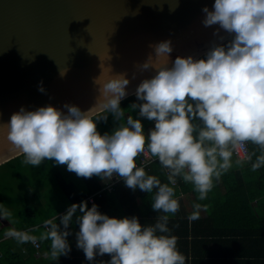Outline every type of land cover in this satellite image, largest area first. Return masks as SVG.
Masks as SVG:
<instances>
[{
    "label": "clouds",
    "instance_id": "obj_1",
    "mask_svg": "<svg viewBox=\"0 0 264 264\" xmlns=\"http://www.w3.org/2000/svg\"><path fill=\"white\" fill-rule=\"evenodd\" d=\"M202 11L205 27L218 26L214 35L221 31L227 35L220 36L203 58L178 56L171 66V40L151 46L154 55H149L142 68L154 69L155 74L136 88L141 103L130 106L139 110V117L154 122L147 133L141 119L128 115L125 120L121 101L130 83L125 74L108 80L100 76L95 81L100 93L96 105L120 121L111 133L98 131L100 120L93 119V108L82 111L69 104L64 105L66 113L52 105L34 111L21 107L7 123H0L8 145L23 153L25 164L38 167L54 160L81 178L99 176L109 181L115 176L132 190L149 194L155 190L152 208L164 213L154 224L142 225L136 216L102 214L94 202L89 208L85 197L60 216L59 224L45 221L40 239L51 242L46 254L51 259L70 253L69 226L75 216L76 244L88 261L107 254L111 259L100 264H186L177 247L178 237L168 227V214L180 209L170 185L181 177L193 185L199 200H205L214 181L234 164L250 163L253 172L264 167V0H214L211 10L204 7ZM161 57L166 58L164 62ZM65 74L66 70L60 73ZM107 119L108 115L102 117ZM248 142L258 146L260 154L253 152L234 161V154ZM141 154L158 159L168 170V183L137 166ZM193 207L190 222L200 218L202 206ZM78 210L80 214L75 215ZM10 216L0 208V219ZM5 237L20 244L37 239L14 228Z\"/></svg>",
    "mask_w": 264,
    "mask_h": 264
},
{
    "label": "water",
    "instance_id": "obj_2",
    "mask_svg": "<svg viewBox=\"0 0 264 264\" xmlns=\"http://www.w3.org/2000/svg\"><path fill=\"white\" fill-rule=\"evenodd\" d=\"M214 0H0V123L21 107L34 111L65 104L82 111L103 109L98 102L101 76L125 74L128 96L151 78L142 65L151 47L171 40V62L199 59L220 42L218 26L205 27L204 7ZM174 9V10H173ZM166 58L161 57L160 62ZM66 74L61 76V71ZM42 82V83H41ZM43 87L44 92L39 91ZM125 97V98H126ZM21 152L0 129V165Z\"/></svg>",
    "mask_w": 264,
    "mask_h": 264
},
{
    "label": "crops",
    "instance_id": "obj_3",
    "mask_svg": "<svg viewBox=\"0 0 264 264\" xmlns=\"http://www.w3.org/2000/svg\"><path fill=\"white\" fill-rule=\"evenodd\" d=\"M237 158L238 156L234 154L233 160L235 161ZM240 169L241 167L234 164L232 169L223 174L218 181H215L222 191L225 190L223 179L231 175L233 176V173H235L236 176H240L241 171L238 172ZM114 178L115 176L109 181L101 179L102 187L113 181ZM217 184H214V190L217 189ZM113 189L115 190L114 186L112 190L106 189L104 192L107 194L106 196L113 193ZM193 189L189 188L188 191H185L178 186L179 191L177 193L175 191V193L176 197L179 198L180 209L174 215L168 214V227L171 234L178 237L177 247L180 252L185 255L186 264H264V233L262 229L256 228L262 225L259 220L264 216L263 204L260 205L257 199L249 202V208L253 215L250 225L252 228L250 230H255L259 234L258 237L261 243L259 242L255 245L253 241H251L255 239L253 233L242 232L237 235L233 229H231L227 235L224 233L222 236L225 240H223V238L221 240V234H217V236L207 234L208 231H210L205 224L208 222H204V219L208 217L207 205L198 201V197ZM134 192L136 199L133 202L99 201L95 202V204L98 205V210L102 214H107L110 217L124 218L125 216H136L139 218L142 225L154 224L157 216L163 215L164 213H157L154 211L152 208L153 199L147 200L145 195H141V190L136 189ZM262 198H264V196H262ZM196 203L202 206L200 218L190 222L188 217L195 211L193 205ZM92 204L93 203L88 202L89 208H91ZM59 208H61V206H59ZM142 208H147L148 212L145 211V214H143L142 211H144V209ZM64 210L67 211L66 208H64ZM56 216L57 214L54 215V217ZM40 223L41 226L33 225L23 229H18V225L13 227L16 230L26 231L29 232L30 235L37 237L41 244L38 249L32 242L20 244L15 239L6 238L5 232L11 227H6L4 229L0 224V257H6V264H100V261H108L111 259L107 254L103 257L97 256L95 261H88L86 259L84 252L79 249L76 244L75 233L79 231L78 225L70 229L71 235L68 237L71 246L70 253L67 256H61L59 260L51 259L49 255H46L50 253L51 242L47 245L44 242L45 239H40L42 233L46 231L45 221L39 222L38 224ZM215 239H217V242ZM203 240L208 243H203ZM211 250L215 252L213 256Z\"/></svg>",
    "mask_w": 264,
    "mask_h": 264
},
{
    "label": "trees",
    "instance_id": "obj_4",
    "mask_svg": "<svg viewBox=\"0 0 264 264\" xmlns=\"http://www.w3.org/2000/svg\"><path fill=\"white\" fill-rule=\"evenodd\" d=\"M204 55H202L200 58H203ZM134 103H141L137 100L135 94L130 95L121 101V107L126 110L125 120L128 115H132L134 118L141 119L145 132L147 133L149 129H152L154 127V122L149 121L146 118L139 117V110L136 109L133 111L130 108V106ZM104 115H108L107 121L102 120V117ZM93 119L100 120L98 122V131H100L101 134L111 133V131L120 122L116 121L113 116L105 110H102L93 115ZM248 147L249 154L253 152H255L257 156L260 154V149L258 148V146L252 144L251 142H248ZM140 156L136 158V163L139 162ZM20 158H24L23 153L11 158L10 160L4 163H12L16 159ZM255 159L256 156H253V162L255 161ZM145 171L149 175L156 176L158 179H160L161 183H168V170L162 167L158 159L154 160L149 167H146ZM240 171V176H236V174L233 173V176L231 175L223 179V183L225 185L224 191H222L217 182L214 181V184H217V189H212L208 193L207 198L205 200L198 199V201L203 202L207 205L208 217L204 219V222H208L205 224L210 229L207 234H211L213 236L221 234V240L222 238L223 240H225L222 235H224V233H226L227 235L231 229H233L237 235L241 234L242 232H250L253 233L255 236V239L251 241H253V243L256 245L259 242L261 243V240L258 237L259 234L255 230H250L252 228L250 225L252 223L253 215L252 211L249 208V202L251 200L257 199L260 202V205L263 204L264 207V198H262V196H264V167H261L256 172H253L251 171V164L245 163L238 172ZM54 174L56 179L51 178V180L57 184V189L62 192L60 195L62 200V204L60 205L61 208H57L53 212L54 207L44 205L41 213L39 214L37 213V209L35 208H29L27 212L21 211V214L23 216L22 219H24V224L18 225V229H23L25 227L33 225L41 226V223L38 224L39 222L48 220H52L53 222L59 224L60 216L66 213L64 208L68 209L72 204L82 203L83 199L86 197L87 194L93 193L102 187L101 178L99 176H93L92 178H81L73 172H67L66 177L61 175L60 173ZM170 186L175 188L176 193L179 191L178 186L184 189L185 191H188L189 188L193 189L192 184L185 183L181 177H177L176 184ZM114 188L115 190L113 189V193H111L109 196H106L107 194L104 193L103 196L96 197L95 202L121 201L128 203L133 202L136 199L134 190L126 187L122 179L115 183ZM195 193L198 197V193ZM154 194L155 190H153V193L150 194L142 191L141 195H145V198L147 200H151L153 199ZM142 209H144V211H142L143 214H145V211L148 212L147 208ZM55 214H57L56 217H54ZM79 214L80 213L78 210L75 215ZM259 222L262 223V225L256 228L262 229L264 233V216L261 218V220H259ZM76 226L77 224L75 222L74 216L72 224H70L69 226V231L71 228H75ZM215 241L217 242V239H215ZM44 242L47 245L50 243L49 240H44ZM202 242L206 244L208 243L204 240ZM211 251L213 252V256L215 252L213 250ZM5 260H7L6 257H0V264H6Z\"/></svg>",
    "mask_w": 264,
    "mask_h": 264
},
{
    "label": "rangeland",
    "instance_id": "obj_5",
    "mask_svg": "<svg viewBox=\"0 0 264 264\" xmlns=\"http://www.w3.org/2000/svg\"><path fill=\"white\" fill-rule=\"evenodd\" d=\"M24 159L25 157L0 165V208L11 213L7 220L0 219L4 229L24 224L21 211L27 212L29 208H35L39 214L44 205H49L54 207V212L62 204V192L51 178L56 179L54 173L66 177L69 172L66 165L45 160L37 167L25 164Z\"/></svg>",
    "mask_w": 264,
    "mask_h": 264
},
{
    "label": "built area",
    "instance_id": "obj_6",
    "mask_svg": "<svg viewBox=\"0 0 264 264\" xmlns=\"http://www.w3.org/2000/svg\"><path fill=\"white\" fill-rule=\"evenodd\" d=\"M249 154V147H248V143L246 145H244V147H242L239 150V153L237 155L240 158L245 157L246 155ZM157 158L151 157L150 154H141L140 158H139V162L137 163V166H143L144 168L149 167L150 164L156 160ZM119 180V178L115 177L113 181L105 184L102 188H100L99 190L93 192V193H89L87 194L85 200L93 203L96 200V197H101L104 195V192L106 189L108 190H112L113 186L115 185V183ZM35 245V247L38 249L40 247V242L38 239H36L35 243H33Z\"/></svg>",
    "mask_w": 264,
    "mask_h": 264
}]
</instances>
